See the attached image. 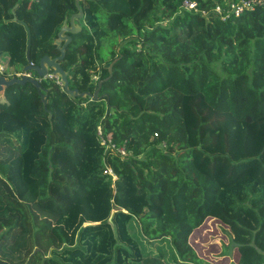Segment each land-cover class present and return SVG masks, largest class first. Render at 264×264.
I'll use <instances>...</instances> for the list:
<instances>
[{
	"label": "trees",
	"instance_id": "16d2710c",
	"mask_svg": "<svg viewBox=\"0 0 264 264\" xmlns=\"http://www.w3.org/2000/svg\"><path fill=\"white\" fill-rule=\"evenodd\" d=\"M118 1L127 13L78 0L80 31L59 61L78 93L95 92L93 75L107 78L96 101L40 82L48 118L31 84L3 90L0 261L207 264L189 237L211 217L243 264H264L260 232L246 226L253 207L264 214V4L222 21L214 8L239 0H189L197 11L184 0ZM76 12L75 0H0L2 74L28 64V36L31 63L58 56L54 40ZM98 126L125 156L100 145ZM26 197L52 218L48 254L33 253Z\"/></svg>",
	"mask_w": 264,
	"mask_h": 264
},
{
	"label": "rangeland",
	"instance_id": "374dc122",
	"mask_svg": "<svg viewBox=\"0 0 264 264\" xmlns=\"http://www.w3.org/2000/svg\"><path fill=\"white\" fill-rule=\"evenodd\" d=\"M100 6L104 10L117 11L121 13H127L126 6L123 2L118 0H97ZM79 20L75 21L79 25ZM101 55L107 58L106 50L101 51ZM109 64L106 65L108 70ZM9 102L0 100V110L8 109ZM28 113L27 109L18 113V118L26 122L25 116ZM6 168L0 167V175H4ZM24 202L30 205L33 214L36 216L35 223L38 227L36 239V248L43 254H48L51 249L56 248L57 245L53 238L48 233L52 218L46 214L36 211L26 197ZM261 204L251 209L252 217L248 219L247 225L252 232H260L261 242H257V245L264 243V214L258 211ZM230 230L219 220L215 218H207L205 222L197 229H195L190 237L189 244L196 256L207 264H243L242 260L236 253L234 244L231 243L232 236ZM256 238V237H255ZM155 247L153 246V249ZM144 264H167L165 260L159 261L156 258H148L144 261Z\"/></svg>",
	"mask_w": 264,
	"mask_h": 264
},
{
	"label": "water",
	"instance_id": "95a60500",
	"mask_svg": "<svg viewBox=\"0 0 264 264\" xmlns=\"http://www.w3.org/2000/svg\"><path fill=\"white\" fill-rule=\"evenodd\" d=\"M75 6L77 9V12L74 14H71L68 18L64 19L57 33L56 39L54 40V44L56 45V49L58 50L59 55L54 58H51L49 56H43L39 59L37 64L30 65L29 64L30 63V60H29L30 40L28 36L26 52H25L26 58L28 60V64L22 70L23 72H27V71L33 72L36 76L35 78H28L23 75L21 76L20 79H16V78L7 79L6 76L0 75V93L3 92L4 88L10 87L12 85H23L25 83H29L33 87H35V89L37 90V93L40 95V100L43 105V109L47 111L45 95L41 91L43 89L40 85L38 78H42L46 76L48 72H51L53 75L59 77L62 83V91L70 99H74L76 97H80V98L87 97L91 101H96V99L98 98V92H99L101 83L105 81L107 78L97 82L96 84L97 89L95 90L93 94L89 92L78 93L76 89L68 88L67 73L59 65V61H61L64 57L65 47L68 44V42L71 40V35L78 33L80 31L79 25L74 23L76 20H79L82 17V11L79 8L78 0H75ZM111 67H112V63L109 64V67H108L109 75L111 72ZM47 112H48V118H50L51 113L50 111H47ZM111 217L112 215L110 214L109 217L107 218L108 223L111 222ZM37 251L38 249L35 247L33 253ZM0 264H6V263L0 261Z\"/></svg>",
	"mask_w": 264,
	"mask_h": 264
},
{
	"label": "built area",
	"instance_id": "2783aa9c",
	"mask_svg": "<svg viewBox=\"0 0 264 264\" xmlns=\"http://www.w3.org/2000/svg\"><path fill=\"white\" fill-rule=\"evenodd\" d=\"M31 1H34V0H31ZM263 4H264V0H239L236 3L230 4L226 9H221L220 7L217 6L214 8L213 11L215 14H217L219 16L220 20L225 21L229 17L237 18L245 12H251ZM181 8L183 10H186V11H197L196 3L189 1V0H184L181 4ZM201 13H203V12H201ZM29 64L33 65V63H31V62ZM1 70H2V67L0 66V72H1ZM15 75L18 77H21L23 75L28 77V78L31 77L29 71H27V72L21 71ZM38 80H39V82H45V83L54 82L56 85L60 86L62 89V83H61L59 77L53 75L51 72H48L46 74V76H44L42 78H38ZM97 81H98V75H93L92 76V85L95 86ZM96 134H97V138H98L100 145L104 146L105 150H107L109 152H118L121 156L126 155L125 151L122 147L115 148L114 145L112 144L110 138L102 135V131H101V128L99 126L96 128ZM154 137H156V134H154ZM161 145L164 146V144H162V143H161ZM106 172L111 175L112 180H116V176L110 170H107Z\"/></svg>",
	"mask_w": 264,
	"mask_h": 264
},
{
	"label": "flooded vegetation",
	"instance_id": "af4514ba",
	"mask_svg": "<svg viewBox=\"0 0 264 264\" xmlns=\"http://www.w3.org/2000/svg\"><path fill=\"white\" fill-rule=\"evenodd\" d=\"M22 72H23V70H21ZM21 71H19V72H21ZM18 73V72H17ZM17 73H14V75L12 76V78H16V79H20L21 77H18V76H16L15 74H17ZM29 73H30V78H34V75H33V72H30L29 71ZM0 75H3L2 74V70H1V72H0ZM8 79V78H7Z\"/></svg>",
	"mask_w": 264,
	"mask_h": 264
},
{
	"label": "crops",
	"instance_id": "0c3cea01",
	"mask_svg": "<svg viewBox=\"0 0 264 264\" xmlns=\"http://www.w3.org/2000/svg\"><path fill=\"white\" fill-rule=\"evenodd\" d=\"M74 23H75V22H74ZM75 24H76V23H75ZM13 75H14V74H13ZM13 75H12V76H13ZM1 99H2L3 101H5V99H4V97H3V92L0 93V100H1ZM1 110H3V109H1Z\"/></svg>",
	"mask_w": 264,
	"mask_h": 264
},
{
	"label": "clouds",
	"instance_id": "9594fccd",
	"mask_svg": "<svg viewBox=\"0 0 264 264\" xmlns=\"http://www.w3.org/2000/svg\"><path fill=\"white\" fill-rule=\"evenodd\" d=\"M98 82V81H97ZM97 84V83H96ZM96 86V85H95Z\"/></svg>",
	"mask_w": 264,
	"mask_h": 264
}]
</instances>
